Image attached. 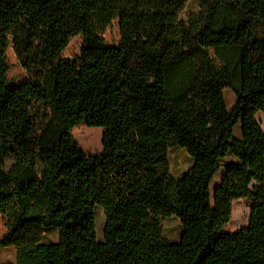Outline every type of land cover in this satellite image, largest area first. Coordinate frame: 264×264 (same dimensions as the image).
Wrapping results in <instances>:
<instances>
[{
	"label": "trees",
	"instance_id": "1",
	"mask_svg": "<svg viewBox=\"0 0 264 264\" xmlns=\"http://www.w3.org/2000/svg\"><path fill=\"white\" fill-rule=\"evenodd\" d=\"M187 1L0 0V248L14 264H264V0H198L182 19ZM76 36L79 57L63 58ZM80 124L103 128L100 153L74 140ZM173 147L192 160L179 179ZM236 200L248 226L222 233ZM168 217L177 243L161 235Z\"/></svg>",
	"mask_w": 264,
	"mask_h": 264
},
{
	"label": "rangeland",
	"instance_id": "2",
	"mask_svg": "<svg viewBox=\"0 0 264 264\" xmlns=\"http://www.w3.org/2000/svg\"><path fill=\"white\" fill-rule=\"evenodd\" d=\"M198 11V0H188L182 13L181 18L187 19L190 14H194ZM105 44L108 46H117L120 42L118 21L113 20L111 25L107 28L103 35ZM81 46V37L76 36L69 42L67 48L63 51L62 57L70 60L77 59L79 57V51ZM7 64L9 66V71L7 73V79L9 81L10 87L21 86L29 76L24 70L19 66L16 58L12 52L11 46H9L7 53ZM225 103L227 109H230L235 102V96L230 89H225L223 91ZM255 121L259 124L262 132L264 133V114L257 113L255 115ZM78 126H81L77 128ZM89 131L88 134H85ZM90 131H93L91 134ZM103 128H89L85 124H80L71 129L70 134L74 140L78 143L79 147L83 153L87 156L95 155L101 152V140L103 134ZM241 126L237 124L234 128V135L240 137ZM92 139L89 143L88 140ZM168 161H169V173L174 179H179L191 166L192 160L187 155L184 149L179 147H173L168 151ZM223 171H220L210 185L211 195L214 188L219 184ZM249 208L243 200H236L232 203L231 217L228 223H226L222 228V233H234L248 226L249 223ZM103 212L100 208L96 211V233L98 240L101 239V231L103 226ZM159 224L161 227V235L167 239L170 243H177L180 235L183 231L179 220L175 217H168L159 219ZM5 231L4 228V218L0 216V238L3 236ZM58 240L57 229L50 228L44 230L43 242L44 243H56ZM15 263V249L13 247L0 248V264H14Z\"/></svg>",
	"mask_w": 264,
	"mask_h": 264
},
{
	"label": "crops",
	"instance_id": "3",
	"mask_svg": "<svg viewBox=\"0 0 264 264\" xmlns=\"http://www.w3.org/2000/svg\"><path fill=\"white\" fill-rule=\"evenodd\" d=\"M224 93V92H223ZM232 161H234V158H232V156H230V155H228L226 158H225V162L226 163H228V162H232ZM220 171H223L222 173H224V168H221V170ZM218 174V173H217ZM216 174V175H217ZM216 175H215V177H216ZM214 177V178H215Z\"/></svg>",
	"mask_w": 264,
	"mask_h": 264
},
{
	"label": "bare ground",
	"instance_id": "4",
	"mask_svg": "<svg viewBox=\"0 0 264 264\" xmlns=\"http://www.w3.org/2000/svg\"><path fill=\"white\" fill-rule=\"evenodd\" d=\"M101 142H102V140H101Z\"/></svg>",
	"mask_w": 264,
	"mask_h": 264
}]
</instances>
